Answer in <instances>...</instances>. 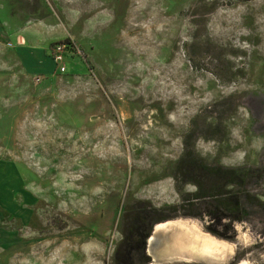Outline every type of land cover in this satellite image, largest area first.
Listing matches in <instances>:
<instances>
[{"label":"rangeland","instance_id":"obj_1","mask_svg":"<svg viewBox=\"0 0 264 264\" xmlns=\"http://www.w3.org/2000/svg\"><path fill=\"white\" fill-rule=\"evenodd\" d=\"M262 202L264 0H0V264H116L139 203L186 206L150 264H264Z\"/></svg>","mask_w":264,"mask_h":264},{"label":"trees","instance_id":"obj_2","mask_svg":"<svg viewBox=\"0 0 264 264\" xmlns=\"http://www.w3.org/2000/svg\"><path fill=\"white\" fill-rule=\"evenodd\" d=\"M188 158L184 157L179 167H183L187 159L192 162V169L200 176L206 173L214 177L217 182L224 181L225 185L220 191L218 185L214 188H208L201 177L199 180H191L199 187V191L194 195L195 200L213 198L214 202L223 210H231V215L239 213L242 210V202L239 196L233 195V191H226L225 188L229 185L245 187L250 172L245 169H229L222 166L209 167L200 159H194L192 154H188ZM219 191H215V190ZM214 189V190H213ZM233 195V196H232ZM248 198L251 195H246ZM264 208V202L260 203ZM185 205H176L170 207L156 208L150 203H139L126 210L125 214V236L116 250V264H150L151 258L147 255V243L152 237L154 227L158 224L167 222L178 217L179 211L184 209Z\"/></svg>","mask_w":264,"mask_h":264},{"label":"built area","instance_id":"obj_3","mask_svg":"<svg viewBox=\"0 0 264 264\" xmlns=\"http://www.w3.org/2000/svg\"><path fill=\"white\" fill-rule=\"evenodd\" d=\"M70 50V44L68 42H58L51 50V57L56 66L55 74L64 75L69 72L68 65V52ZM37 82H42L43 77L36 78Z\"/></svg>","mask_w":264,"mask_h":264},{"label":"water","instance_id":"obj_4","mask_svg":"<svg viewBox=\"0 0 264 264\" xmlns=\"http://www.w3.org/2000/svg\"><path fill=\"white\" fill-rule=\"evenodd\" d=\"M159 225V224H158ZM156 227V226H155ZM155 229V228H154ZM154 232V231H153Z\"/></svg>","mask_w":264,"mask_h":264}]
</instances>
